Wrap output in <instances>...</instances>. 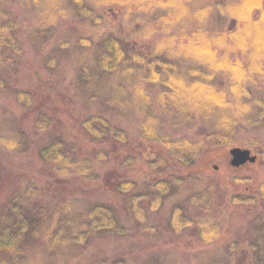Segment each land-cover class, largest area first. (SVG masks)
Masks as SVG:
<instances>
[{"label":"trees","instance_id":"1","mask_svg":"<svg viewBox=\"0 0 264 264\" xmlns=\"http://www.w3.org/2000/svg\"><path fill=\"white\" fill-rule=\"evenodd\" d=\"M18 4L33 16L27 29L33 44L58 48L65 20L73 19L82 28L72 43L74 86L87 103L101 101L122 116H132L139 141L129 143L124 128L101 113L89 112L78 124L91 145L87 156L78 155L75 144L61 136L40 147V159L53 164L56 180L79 178L91 185L101 178L107 188L127 194V220L123 222L116 206L106 202L84 205L67 198L50 206L41 202L34 182L21 181L0 201V264H126L101 248L94 251L95 239L102 234L131 237L134 222L139 229H150L148 212L158 211L170 198V227L181 231L193 226L206 247L221 237L219 215L227 206L252 208L244 237L228 236L223 252L197 250L190 264H264V218L257 209L264 203V181L255 193L221 194L217 178L205 174L219 153L240 144L257 149L255 162L264 167V142L256 137L240 142L236 136L240 129L264 130V0H18ZM4 12L0 7V14ZM130 40L150 47L139 50ZM44 61L57 65L53 50ZM4 81L0 75V88ZM9 91L26 115L35 113V129L45 130L49 116L32 107L31 92ZM162 117L172 125L197 127L199 135L171 137L161 130ZM200 122L206 127H198ZM109 141L113 146L119 143L125 152L119 165L126 175L114 168L104 177L95 169L94 162H108L102 146ZM150 143L160 148L144 154ZM31 144L13 117L0 116V147L25 153ZM197 165L199 171L190 170ZM135 172L137 178L132 176ZM243 180L233 177L237 183ZM186 206L197 210L195 218L185 213ZM177 262L152 253L143 260Z\"/></svg>","mask_w":264,"mask_h":264},{"label":"rangeland","instance_id":"2","mask_svg":"<svg viewBox=\"0 0 264 264\" xmlns=\"http://www.w3.org/2000/svg\"><path fill=\"white\" fill-rule=\"evenodd\" d=\"M0 7L5 11L4 15L0 14V75L5 80V87L0 88V116L11 117V119L13 117L17 125L32 139L31 147L25 153H12L0 147V201L10 188L21 181L31 180L38 186L41 202L45 204L51 206L67 198H76L84 205L97 202L111 203L120 211L124 222L128 217L127 209L130 202L127 194L107 188L108 186L101 178L91 185L84 184L79 178L56 180L57 175L53 164L40 159L39 148L46 145L51 138L61 136L75 144L78 155L87 156L91 145L82 135L78 124L80 119L89 112L103 114L112 123L126 130L129 143L137 144L139 135L135 119L132 116L120 115L118 111L109 108L101 101L87 103L80 90L74 86L72 61L76 50L72 43L82 28L73 19L65 20L61 24L58 35L61 44H56L58 48H46L28 40L27 29L33 21V16L21 9L18 0L2 1ZM113 22L116 25L117 21L113 20ZM118 30L120 35L124 36L122 27L119 26ZM130 41L132 42L130 45L139 50L150 47V43L147 42ZM51 50L58 59L56 66H48L44 61V55ZM13 88L30 91L33 96L32 107H40L48 114L50 122L45 130L35 129V113L31 112L27 115L24 113L25 111L14 101L9 91ZM149 92L151 95L155 94L154 89L149 88ZM161 125V130L171 137L187 136L189 139H196L199 135L197 127L189 129L184 122L172 125L165 117H162ZM198 127L204 128L206 125L200 122ZM236 136L240 142L244 138L252 137L264 142V130L261 129H240ZM115 143L120 146L119 143ZM118 146H113L110 141L107 142L102 148L108 153V162H94L95 169L104 177L106 174L111 176L114 168L126 175L124 171L126 169L120 168L119 165L125 152ZM145 146L144 154L153 153L160 148L154 143L145 144ZM240 147L247 148L242 144ZM250 150L254 154L257 153L255 148ZM229 161V152L219 153L211 162L210 170L205 173L217 178L219 192L221 194L255 193L257 185L264 181V167L260 161L247 163L248 165L239 169L230 165ZM200 169L201 166L197 165L190 170L199 171ZM184 172L186 173V170L180 173ZM132 176L137 178L139 174L135 172ZM233 177L245 180L237 183L233 181ZM170 203L171 198L158 211L148 212L147 221H149L150 229H139L134 222L135 231L132 232L131 237L122 239L110 234H102L95 239L94 251L101 248L111 257L122 259L126 264H143L145 256L150 253L174 258L178 264H190L197 250L213 248L223 252L224 242L228 236L234 239L244 237L252 218L250 207L227 206L220 213L221 215L218 214L222 225L221 237L216 243L206 247L198 240L193 226L181 231H175L170 227L168 221ZM257 209L264 218V203L258 204ZM185 211L189 217L197 216L196 209L186 206Z\"/></svg>","mask_w":264,"mask_h":264},{"label":"water","instance_id":"3","mask_svg":"<svg viewBox=\"0 0 264 264\" xmlns=\"http://www.w3.org/2000/svg\"><path fill=\"white\" fill-rule=\"evenodd\" d=\"M230 165L240 167L246 163H254L257 155L253 154L249 148L232 147L229 150Z\"/></svg>","mask_w":264,"mask_h":264}]
</instances>
